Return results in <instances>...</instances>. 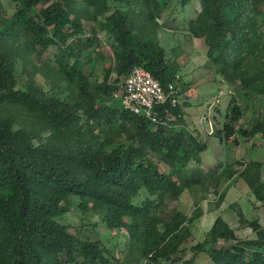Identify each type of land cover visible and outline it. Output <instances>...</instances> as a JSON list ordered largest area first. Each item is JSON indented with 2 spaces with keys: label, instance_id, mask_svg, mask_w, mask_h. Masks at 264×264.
I'll use <instances>...</instances> for the list:
<instances>
[{
  "label": "trees",
  "instance_id": "trees-1",
  "mask_svg": "<svg viewBox=\"0 0 264 264\" xmlns=\"http://www.w3.org/2000/svg\"><path fill=\"white\" fill-rule=\"evenodd\" d=\"M190 1L0 0V264H264V228L237 204L254 239L218 217L196 241L203 200L192 216L170 208L187 191L205 200L225 174L264 206L261 162L203 169L207 141L186 122L196 85L178 88L177 51L169 57L155 37L164 9ZM197 2L188 33L205 45L213 81L233 88L215 137L264 138V0ZM86 22L98 26L88 36ZM100 33L114 60L98 80ZM136 67L178 89L179 104L156 107V122L122 107ZM74 203L108 230H125V249L71 234L59 219Z\"/></svg>",
  "mask_w": 264,
  "mask_h": 264
},
{
  "label": "rangeland",
  "instance_id": "rangeland-1",
  "mask_svg": "<svg viewBox=\"0 0 264 264\" xmlns=\"http://www.w3.org/2000/svg\"><path fill=\"white\" fill-rule=\"evenodd\" d=\"M174 4V3H173ZM173 6V5H172ZM180 7V8H178ZM164 9L162 16L158 18V23L162 28L158 31L156 39L159 40L161 46L165 48L169 57L175 52L179 56V62L183 66L180 77H178V88L182 86L183 81L187 83L193 82L196 87L189 93L187 99L188 107L186 108V122L189 128L200 133L202 142L207 141V150L201 154L204 170L218 169L221 171L227 164L231 165L238 160L246 162L255 161L261 162L264 165V138L258 136L250 141L239 139V143L234 144L232 141L221 140L213 135H208L205 131V126L199 121L205 118L210 121L215 129H221L225 121V115L233 88L228 85H219L213 81L208 72L206 47L202 40L192 38L188 33V24L197 17L200 6L197 0H192L183 8ZM86 35L88 36L92 29L98 28L93 22H86ZM99 48L96 54H101V57L94 55L97 61V78L102 79L103 73L113 64V50L108 45L104 34H99ZM173 49L175 52H173ZM37 64L45 63L43 58H36ZM112 75V80L115 79ZM181 79V80H180ZM41 84H44V79L38 76ZM49 86H45L48 89ZM207 114V115H206ZM245 119L242 120V124ZM202 126V127H201ZM199 129V130H196ZM224 139V138H223ZM220 168V169H219ZM163 169V167H162ZM240 170V167L236 168ZM228 174L224 176V183L216 190L211 188L206 193V199H202V194L198 191H187L179 201L171 203L172 210H178L188 216H192L196 208V203H200L204 212V217L198 220L194 226L196 241L204 240V234L210 228V223L217 217L225 216V219L230 222L231 226L238 230V236L241 239H254L255 234L251 229H244L240 226L239 219L236 214V207H231V204H242L246 217L249 219H258L264 228V206L252 209L251 205L254 196L250 189L243 181L229 180ZM226 192L227 204L222 207H216L219 199V194ZM228 199V200H227ZM229 205H231L229 207ZM261 205V204H260ZM213 206L215 209L213 210ZM213 211V212H212ZM212 212V213H211ZM61 223L68 226L71 234L83 238L101 239L106 245L116 249L117 252L126 247V231H110L105 224H102L100 219L93 212L87 217L81 214L76 208V203L72 205V211L61 219ZM191 256V255H190ZM189 256V257H190ZM205 264V263H203Z\"/></svg>",
  "mask_w": 264,
  "mask_h": 264
},
{
  "label": "built area",
  "instance_id": "built-area-1",
  "mask_svg": "<svg viewBox=\"0 0 264 264\" xmlns=\"http://www.w3.org/2000/svg\"><path fill=\"white\" fill-rule=\"evenodd\" d=\"M124 93L122 107L152 122L157 121L156 107L168 102L176 107L180 102L176 84L170 83L163 86L143 67L133 69L126 80ZM199 122L205 126L208 135L214 134V127L210 121L201 118Z\"/></svg>",
  "mask_w": 264,
  "mask_h": 264
},
{
  "label": "crops",
  "instance_id": "crops-1",
  "mask_svg": "<svg viewBox=\"0 0 264 264\" xmlns=\"http://www.w3.org/2000/svg\"><path fill=\"white\" fill-rule=\"evenodd\" d=\"M192 90H194V89H192ZM189 95H191L190 93H188ZM208 141V140H207ZM210 141V140H209ZM208 141V142H209ZM219 141L221 142V139H219ZM207 142V143H208ZM222 143V142H221ZM202 167H203V169H204V166L202 165ZM209 169H207V171H208ZM262 179H263V181H264V168H263V170H262ZM232 180H234V179H232ZM240 181H242V180H240ZM245 183V182H244ZM247 186V185H246ZM248 187V186H247ZM253 195V194H252ZM225 198H226V195H225ZM225 198H224V202L221 204V206L220 207H222V205H223V207H224V205H226L227 204V202H226V200H225ZM228 200V199H227ZM235 204H237V203H235ZM261 204V205H260ZM231 205H233V204H231ZM231 205H229V207L231 206ZM238 205V204H237ZM251 205V207H252V209L254 208V209H256V208H260V207H262L263 206V204L261 203V202H258L256 199H255V197H254V200H253V202H252V204H250ZM241 209H242V211L245 213V210H244V207L242 206V204H240L239 203V205H238ZM231 207H233V206H231ZM215 209V206H213V210ZM213 212V211H212ZM211 212V213H212ZM245 215H246V213H245ZM247 216V215H246ZM203 217H204V214H203ZM222 217V216H221ZM218 218V217H217ZM216 218V219H217ZM227 223H229V225L231 226V224H230V222H228L226 219H225V216H223L222 217ZM215 219V220H216ZM247 219H249V218H247ZM215 220L214 221H212V223H210V228H209V230L211 229V227H212V225L214 224V222H215ZM249 220H258V219H249ZM259 222H260V220H258ZM261 224V223H260ZM262 225V224H261ZM232 227V226H231ZM233 228V227H232ZM235 229V228H234ZM209 230H207L206 231V233L204 234V237L206 236V234L208 233V231ZM238 231V230H237ZM193 232H194V229H193ZM254 233V232H253ZM239 234V233H238ZM255 234V233H254ZM194 236H195V233H194ZM255 237H256V235H255Z\"/></svg>",
  "mask_w": 264,
  "mask_h": 264
}]
</instances>
